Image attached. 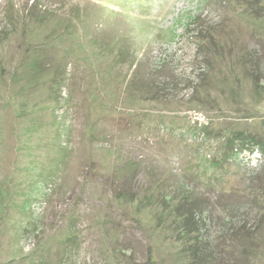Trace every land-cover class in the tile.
<instances>
[{"label": "rangeland", "instance_id": "1", "mask_svg": "<svg viewBox=\"0 0 264 264\" xmlns=\"http://www.w3.org/2000/svg\"><path fill=\"white\" fill-rule=\"evenodd\" d=\"M260 144L264 0H0V264H264Z\"/></svg>", "mask_w": 264, "mask_h": 264}, {"label": "trees", "instance_id": "2", "mask_svg": "<svg viewBox=\"0 0 264 264\" xmlns=\"http://www.w3.org/2000/svg\"><path fill=\"white\" fill-rule=\"evenodd\" d=\"M198 133V128L196 129V131L193 132V134L191 133V135L195 136ZM244 133L247 134V131L245 129L243 130H237L235 129V135L232 137H229V146L228 148H230L229 150L232 151V154L227 153V151L223 154V159L226 162L227 159L231 160L233 159V155L234 153H237V147L235 144H239L240 142L244 143L245 141H249V142H260V140H257L255 136H249V135H244ZM253 133V132H252ZM256 133V132H255ZM255 133H253L255 135ZM252 134V135H253ZM205 136L203 137L204 139H207V134H199ZM210 135V133H209ZM216 135V134H215ZM193 136V137H194ZM263 150H259L258 151H262L261 153H264V145L260 144ZM236 147V148H235ZM235 148V149H233ZM244 146H240L239 149L240 150H244L243 149ZM238 150V151H240ZM213 165H222V162L219 160H215ZM263 172V171H262ZM264 175V172L263 174ZM109 185L111 187H113L115 189V184L111 183V181H108ZM104 186L105 182H104ZM165 200V199H164ZM173 201V199H171ZM189 199L185 198V200L183 199L182 201H180V204H177L175 206L176 211L179 213V215H177L178 219H179V223H180V231H179V235L181 236L182 242V246H183V250L184 252L187 254L189 252V254L191 255L190 259H189V263L186 262V264H242L244 261H246L248 259V250H249V244L246 243V241H241V245L236 244V242L234 243L233 246H231V249H233V253H229V258H219L218 256L214 255V252L211 253L212 249H209V243L206 240H203L204 238L202 236H200V230L201 227L203 225V222L201 219H199V214L200 212L196 210V208H199V205L204 203V200H198V199H192L190 201H188ZM168 206L166 200H165V207ZM177 213V214H178ZM198 217V218H197ZM264 216L261 217V219H263ZM241 225L238 224H229L227 223V227H224V232L227 234L229 233H233L235 234L234 236L238 235L237 237H240L244 234L243 231H247V225L245 223H247V221L244 222H240ZM261 223H258L256 226V230L259 231V227H261ZM117 226H120L119 224H117ZM251 229V228H250ZM249 229V230H250ZM129 235V233H126L124 231L121 232V237L123 238V240L126 241L128 239L131 240V237L127 236ZM244 236V235H243ZM242 236V239H243ZM125 241V242H126ZM132 243V242H131ZM243 243V244H242ZM211 245V243H210ZM243 245V246H242ZM206 246H208L206 248ZM238 246H240V250H239V254H236V250L238 248ZM121 249L123 250H130L131 246H129L128 244H123V246L121 247ZM230 249V248H228ZM229 251V250H228ZM189 255V256H190ZM240 258H244V261L240 260L238 261ZM247 262V261H246Z\"/></svg>", "mask_w": 264, "mask_h": 264}, {"label": "clouds", "instance_id": "3", "mask_svg": "<svg viewBox=\"0 0 264 264\" xmlns=\"http://www.w3.org/2000/svg\"><path fill=\"white\" fill-rule=\"evenodd\" d=\"M248 155H250V154H248ZM252 157V156H251Z\"/></svg>", "mask_w": 264, "mask_h": 264}]
</instances>
